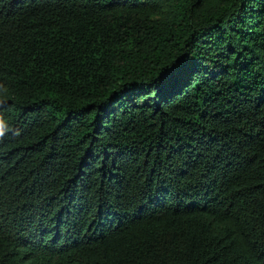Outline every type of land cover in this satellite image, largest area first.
I'll use <instances>...</instances> for the list:
<instances>
[{
    "label": "trees",
    "instance_id": "1",
    "mask_svg": "<svg viewBox=\"0 0 264 264\" xmlns=\"http://www.w3.org/2000/svg\"><path fill=\"white\" fill-rule=\"evenodd\" d=\"M0 264H264V0H0Z\"/></svg>",
    "mask_w": 264,
    "mask_h": 264
},
{
    "label": "clouds",
    "instance_id": "2",
    "mask_svg": "<svg viewBox=\"0 0 264 264\" xmlns=\"http://www.w3.org/2000/svg\"><path fill=\"white\" fill-rule=\"evenodd\" d=\"M12 131V126L9 124L6 117L0 113V141H2Z\"/></svg>",
    "mask_w": 264,
    "mask_h": 264
}]
</instances>
